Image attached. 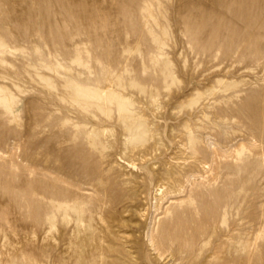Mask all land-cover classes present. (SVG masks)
Instances as JSON below:
<instances>
[{
  "label": "rangeland",
  "instance_id": "obj_1",
  "mask_svg": "<svg viewBox=\"0 0 264 264\" xmlns=\"http://www.w3.org/2000/svg\"><path fill=\"white\" fill-rule=\"evenodd\" d=\"M0 264H264V0H0Z\"/></svg>",
  "mask_w": 264,
  "mask_h": 264
}]
</instances>
